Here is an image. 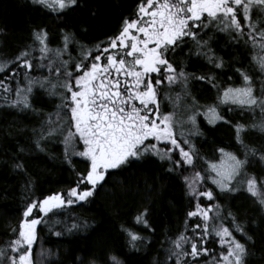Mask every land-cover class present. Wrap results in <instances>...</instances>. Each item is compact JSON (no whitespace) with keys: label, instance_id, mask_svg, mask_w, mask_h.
Instances as JSON below:
<instances>
[{"label":"snow or ice","instance_id":"snow-or-ice-1","mask_svg":"<svg viewBox=\"0 0 264 264\" xmlns=\"http://www.w3.org/2000/svg\"><path fill=\"white\" fill-rule=\"evenodd\" d=\"M33 3L64 12L77 6L78 0ZM213 30L251 49L249 69H236L239 84L225 82L211 71L196 76L174 62L176 50L186 46L190 55L223 68L225 62L208 35ZM11 65L16 66L11 75L0 79V91L9 107L39 112L33 103L37 90L60 100L56 111L32 129L36 147L43 151L46 142L60 139L69 164L73 155L88 163L84 171L77 172L76 185L67 192H55L26 205L20 224L12 230L15 238L0 247V264H34L38 225L54 228L49 214L89 200L110 170L148 155L169 162V171L192 169L190 175H181L194 204L186 213L184 231L168 238L173 248L165 264H246L249 248L237 236H247L243 223L219 203L207 181L220 192L244 188L264 208V175L249 171L251 158L264 160V145L248 142L251 131L264 133V0H140L136 18H126L106 45L87 47L74 33L63 31L60 43L53 46L47 29L40 28L34 30L31 44L14 58L0 59V73ZM18 73H22L20 78ZM192 79L215 90L211 103L202 104L192 94ZM165 106L171 110L164 111ZM229 113L248 114L251 121L233 122ZM201 118L209 124L232 126L235 150L220 147L213 159L202 155L192 139L201 134ZM200 162L206 166L196 170ZM15 167L22 168L23 163ZM202 197L206 200L201 201ZM191 218L196 219L189 227ZM135 221L151 227L147 209ZM79 227L72 222L71 228ZM126 231L133 247L144 239L131 229ZM109 264L122 261L112 255Z\"/></svg>","mask_w":264,"mask_h":264},{"label":"trees","instance_id":"trees-1","mask_svg":"<svg viewBox=\"0 0 264 264\" xmlns=\"http://www.w3.org/2000/svg\"><path fill=\"white\" fill-rule=\"evenodd\" d=\"M139 2L78 0L72 9L57 12L36 5L33 0H0V59L14 58L31 44L34 30L40 28L47 29L53 46L60 43L63 31L74 33L87 47L101 42L106 45L109 37L119 33L126 18H136ZM208 35L213 37L212 47L225 62L223 68L212 67L203 58L190 55L186 46L176 50L173 56L176 66L196 76L211 71L225 82L239 84L236 69H249L251 49L237 45L227 33L213 30ZM14 67L11 65L0 73V79L11 75ZM21 76L18 73L17 78ZM190 87L202 104L211 103L216 95L210 85L198 79H192ZM3 95L0 91V247H6L15 238L12 230L20 224L29 202L55 192H67L76 185L77 172L84 171L88 163L85 158L73 155L69 164L60 139L46 142L43 151L34 143L32 129L39 128L47 114L56 111L58 97L37 90L33 103L40 111L33 112L9 107ZM163 110L171 109L165 106ZM228 115L233 122L251 121L248 114ZM200 129L201 134L192 139L202 155L213 159L220 147L235 150L232 126L224 122L209 124L201 118ZM248 142L257 147L264 145V133L251 131ZM21 147L27 150L22 152ZM20 162L23 167H15ZM250 164V172L264 175V160L253 157ZM205 166L200 162L196 170ZM170 167L169 162L155 155L134 159L120 169L110 170L89 200L55 209L56 215L49 214L54 228L51 224L38 225L40 239L33 246L34 264H90L92 260L109 264L112 255L118 256L122 264H165L167 252L173 248L168 238L174 239L184 231L186 213L194 204L181 175H190L192 169L185 166L188 171L183 168L169 171ZM207 186L214 188L219 203L236 215L247 236L252 237L249 241L247 236L237 233L249 248L246 264H264V208L244 188L220 192L210 180ZM145 209L151 227L135 221ZM195 219L188 220L189 227ZM73 221L80 225L79 229L71 228ZM126 229L144 239L133 247ZM56 231L62 235H55ZM209 246L219 248L215 243Z\"/></svg>","mask_w":264,"mask_h":264},{"label":"rangeland","instance_id":"rangeland-1","mask_svg":"<svg viewBox=\"0 0 264 264\" xmlns=\"http://www.w3.org/2000/svg\"><path fill=\"white\" fill-rule=\"evenodd\" d=\"M79 143H82V142H79ZM77 156V155H76ZM83 158V157H82ZM201 190H203V189H201ZM203 198V197H202ZM204 199H206V198H204Z\"/></svg>","mask_w":264,"mask_h":264}]
</instances>
